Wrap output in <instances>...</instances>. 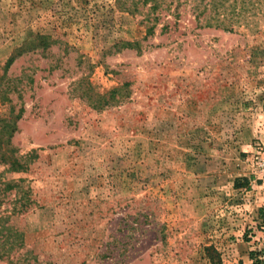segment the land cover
Here are the masks:
<instances>
[{"label":"rangeland","instance_id":"374dc122","mask_svg":"<svg viewBox=\"0 0 264 264\" xmlns=\"http://www.w3.org/2000/svg\"><path fill=\"white\" fill-rule=\"evenodd\" d=\"M208 1L0 0V264H264V0Z\"/></svg>","mask_w":264,"mask_h":264},{"label":"trees","instance_id":"16d2710c","mask_svg":"<svg viewBox=\"0 0 264 264\" xmlns=\"http://www.w3.org/2000/svg\"><path fill=\"white\" fill-rule=\"evenodd\" d=\"M135 2H137V1H140V2H142V3H147V0H134ZM148 1H150V0H148ZM219 1H221V0H209L208 2H206L205 4H204V9H206V8H208V9H211V10H214V14H215V16H216V18H221V17H224L225 16V12L224 11H226V10H229V9H231V6H225V4H222L221 2H219ZM134 2V4L133 5H136V3ZM237 1L235 0L234 1V3H236ZM249 2H250V0H249ZM237 17H239V16H237ZM237 17H235V18H237ZM217 19V21H219ZM149 33H152V31H153V27H150L149 29ZM119 43H117L116 45H118ZM115 45V46H116ZM126 47H128V48H135L136 47V44H131V43H126V44H124ZM255 264H262V262H261V260H255Z\"/></svg>","mask_w":264,"mask_h":264}]
</instances>
